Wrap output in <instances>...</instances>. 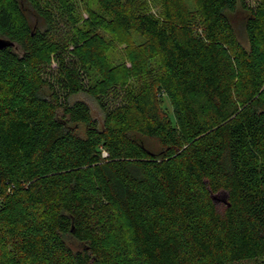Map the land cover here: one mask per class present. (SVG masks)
Listing matches in <instances>:
<instances>
[{
	"label": "trees",
	"instance_id": "16d2710c",
	"mask_svg": "<svg viewBox=\"0 0 264 264\" xmlns=\"http://www.w3.org/2000/svg\"><path fill=\"white\" fill-rule=\"evenodd\" d=\"M96 2L0 0V264H264V0Z\"/></svg>",
	"mask_w": 264,
	"mask_h": 264
},
{
	"label": "rangeland",
	"instance_id": "374dc122",
	"mask_svg": "<svg viewBox=\"0 0 264 264\" xmlns=\"http://www.w3.org/2000/svg\"><path fill=\"white\" fill-rule=\"evenodd\" d=\"M140 3H142L143 8L145 10H148L150 13L154 15H160L161 10V2L160 0H138ZM77 5V14L80 19V24L83 28L89 29V27L95 26V17L96 15L100 14L99 8L97 6L96 0H76ZM28 16L31 20H35V17L33 13L30 11L27 12ZM231 22L235 28V31L237 33L238 39L240 42L245 46L248 47V40L245 32V19L246 14L238 10L236 13L230 15ZM97 37H99L102 40V43L105 45V53L107 57V63L109 64V67L122 69L132 68V60H131V42L134 43V45H139L141 43V40L134 36V39L127 37L120 36L118 34H114L113 32L106 30V29H99V32L97 33ZM56 65L53 64V67ZM92 82L96 85V87H99L102 82V75L99 72H93L92 73ZM134 81V79H131ZM74 100H82L86 102L91 110L94 118H96L100 123L104 120V114L99 107L97 101L95 98L86 95L85 93L77 95ZM164 107L171 113V107L168 104L167 101L164 103ZM146 144L155 151H158L160 149L157 141L155 140H145ZM224 198L219 197L218 202L224 203Z\"/></svg>",
	"mask_w": 264,
	"mask_h": 264
},
{
	"label": "water",
	"instance_id": "95a60500",
	"mask_svg": "<svg viewBox=\"0 0 264 264\" xmlns=\"http://www.w3.org/2000/svg\"><path fill=\"white\" fill-rule=\"evenodd\" d=\"M12 44L6 40H3L0 38V48H4V47H7V46H11ZM215 199H218V196H214Z\"/></svg>",
	"mask_w": 264,
	"mask_h": 264
}]
</instances>
